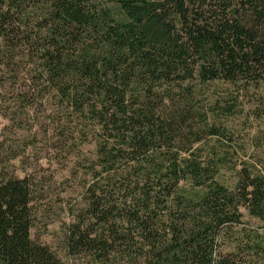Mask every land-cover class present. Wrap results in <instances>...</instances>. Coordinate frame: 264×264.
<instances>
[{
  "label": "trees",
  "instance_id": "obj_1",
  "mask_svg": "<svg viewBox=\"0 0 264 264\" xmlns=\"http://www.w3.org/2000/svg\"><path fill=\"white\" fill-rule=\"evenodd\" d=\"M263 87L264 0H0V90L80 189L67 262L0 144V264H264V156L230 125Z\"/></svg>",
  "mask_w": 264,
  "mask_h": 264
},
{
  "label": "rangeland",
  "instance_id": "obj_2",
  "mask_svg": "<svg viewBox=\"0 0 264 264\" xmlns=\"http://www.w3.org/2000/svg\"><path fill=\"white\" fill-rule=\"evenodd\" d=\"M11 98L0 90V144L8 174L19 178L33 176L40 195V213L33 236L40 243L51 246L68 262L62 242L70 218L62 199L69 195L75 198L80 191L77 186L69 189L65 182L73 166V155L69 157L60 149L52 130L45 133L44 106L34 107L36 113L30 116L19 111L14 113L17 109ZM259 114H264V106L258 107L253 98L243 101L236 117L230 121L240 135L245 152L256 157L264 156V118ZM83 149L92 154L94 145H86Z\"/></svg>",
  "mask_w": 264,
  "mask_h": 264
}]
</instances>
